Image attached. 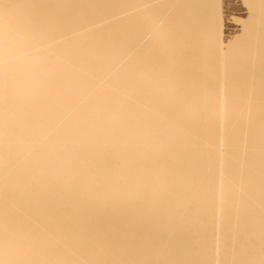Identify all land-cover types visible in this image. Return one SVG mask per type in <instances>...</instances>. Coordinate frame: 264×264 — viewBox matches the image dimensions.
Instances as JSON below:
<instances>
[{
    "label": "bare ground",
    "instance_id": "obj_1",
    "mask_svg": "<svg viewBox=\"0 0 264 264\" xmlns=\"http://www.w3.org/2000/svg\"><path fill=\"white\" fill-rule=\"evenodd\" d=\"M0 264H264V0H0Z\"/></svg>",
    "mask_w": 264,
    "mask_h": 264
}]
</instances>
